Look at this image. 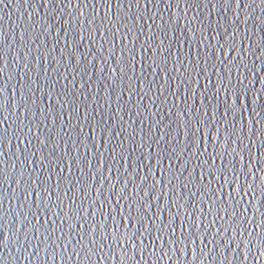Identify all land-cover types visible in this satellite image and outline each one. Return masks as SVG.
Returning a JSON list of instances; mask_svg holds the SVG:
<instances>
[{
	"label": "water",
	"instance_id": "obj_1",
	"mask_svg": "<svg viewBox=\"0 0 264 264\" xmlns=\"http://www.w3.org/2000/svg\"><path fill=\"white\" fill-rule=\"evenodd\" d=\"M261 80L264 0H0V264H264Z\"/></svg>",
	"mask_w": 264,
	"mask_h": 264
},
{
	"label": "snow or ice",
	"instance_id": "obj_2",
	"mask_svg": "<svg viewBox=\"0 0 264 264\" xmlns=\"http://www.w3.org/2000/svg\"><path fill=\"white\" fill-rule=\"evenodd\" d=\"M222 47H223V45H222ZM224 55H225V57H227V55H228V49L225 47L224 48ZM260 83L261 84H264V80H261L260 81ZM239 96H240V104L241 105H243V102H244V100H243V97H244V92H243V90L241 89V90H239ZM71 169H69V171H70ZM211 171V170H210ZM218 170H216L215 172L214 171H211V174H212V176L213 177H215L216 176V172H217ZM228 171H229V173L231 172V169H228ZM249 172H251V168H249ZM261 179L262 180H264V176H262L261 177ZM239 181H238V178H237V183H238ZM35 181H33V185H35ZM227 183H228V178H227V176L225 177V185H227ZM45 193H46V190H45ZM28 195L29 196H31V192L29 191L28 192ZM36 197H37V206L39 207V204H40V200H39V197H40V192L37 190V192H36ZM45 207H47V205L45 204ZM113 239H115V236H113ZM261 255H264V252H262L261 253Z\"/></svg>",
	"mask_w": 264,
	"mask_h": 264
}]
</instances>
